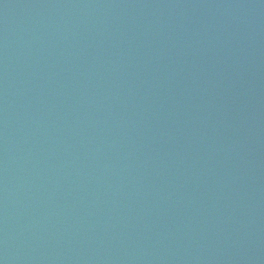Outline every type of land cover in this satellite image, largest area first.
<instances>
[{
    "label": "water",
    "instance_id": "obj_1",
    "mask_svg": "<svg viewBox=\"0 0 264 264\" xmlns=\"http://www.w3.org/2000/svg\"><path fill=\"white\" fill-rule=\"evenodd\" d=\"M0 264H264V0H0Z\"/></svg>",
    "mask_w": 264,
    "mask_h": 264
}]
</instances>
